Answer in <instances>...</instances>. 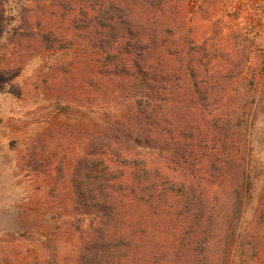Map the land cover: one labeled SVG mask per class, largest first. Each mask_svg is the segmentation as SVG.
Instances as JSON below:
<instances>
[{"label": "trees", "instance_id": "obj_1", "mask_svg": "<svg viewBox=\"0 0 264 264\" xmlns=\"http://www.w3.org/2000/svg\"><path fill=\"white\" fill-rule=\"evenodd\" d=\"M41 2L0 0V79L53 60L36 82L44 131L26 138L0 112V143L20 146L15 166L33 179L0 264H209L226 193L228 264L244 199L264 193L247 134L237 145L254 97L237 113L219 95L240 72L211 70L172 0Z\"/></svg>", "mask_w": 264, "mask_h": 264}, {"label": "rangeland", "instance_id": "obj_2", "mask_svg": "<svg viewBox=\"0 0 264 264\" xmlns=\"http://www.w3.org/2000/svg\"><path fill=\"white\" fill-rule=\"evenodd\" d=\"M17 8L24 4L38 6L41 0H10ZM178 7H184L185 20L191 34L198 42L205 43L206 54L215 56L212 69L221 72L227 68L240 72L238 76L222 83L228 89L219 93L221 100L230 108H237L254 97L249 113V126L237 134V145L245 138L249 151V166L261 172L264 181V0H172ZM40 58L31 56L22 69L13 68L0 79V112L20 117L25 137L34 136L49 125L37 121L47 106L42 92L36 87L41 80L39 74L44 61L52 57L48 52ZM208 56V58H209ZM206 58V60H208ZM48 63V62H47ZM253 78V93H247V83L243 78ZM226 112V108H221ZM20 146L9 142L0 143V258L10 250L9 243L18 229L17 219L21 208L32 194L33 179L15 166V157ZM234 196L223 194L213 216L212 260L209 264H220L226 259L224 250L226 239L220 238L225 229L228 212L235 208ZM238 231L228 264H264V193L244 199V207L239 214ZM224 233V232H223ZM2 264V263H1Z\"/></svg>", "mask_w": 264, "mask_h": 264}]
</instances>
